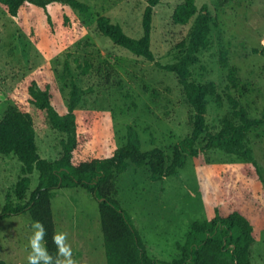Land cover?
Segmentation results:
<instances>
[{"label": "rangeland", "instance_id": "374dc122", "mask_svg": "<svg viewBox=\"0 0 264 264\" xmlns=\"http://www.w3.org/2000/svg\"><path fill=\"white\" fill-rule=\"evenodd\" d=\"M81 1L89 5L87 11L54 2L46 10L25 4L11 15L0 6V118L9 104L30 112L39 153L57 158L66 134L53 128L46 112L30 101L28 86L32 80L42 86L49 83L52 102L65 112L73 79L92 88L75 109L81 137L76 161L111 155L126 142L128 124L137 129L142 150L159 146L169 161L176 143L192 130L193 107L177 75L114 43L96 26L97 16L106 14L128 34L140 36L147 0ZM181 1L160 0L153 10L151 48L161 63L177 59L194 23L195 16L184 24L172 20ZM195 1L198 7L207 4L211 30L209 45L190 66V79L214 81L221 95V102L208 96L207 131L219 130L224 117L239 121L229 96L250 116L264 115V0ZM86 61L91 65L84 73ZM204 142L205 133L196 145ZM247 143L260 172L250 160L219 148L189 155L176 173L158 180L150 179L148 163L130 162L124 171L115 172L114 196L132 216L149 256L180 257L179 245L192 222L212 217L215 208L222 215L237 209L254 226L250 260L264 264V123L248 132ZM21 167L14 153H0V210L7 192L17 201L12 190ZM30 177L22 201L37 184L38 170ZM51 206L56 233L67 234L77 264H107L97 200L80 186L63 187L57 189ZM34 222L25 213L0 219V258L28 263Z\"/></svg>", "mask_w": 264, "mask_h": 264}, {"label": "trees", "instance_id": "16d2710c", "mask_svg": "<svg viewBox=\"0 0 264 264\" xmlns=\"http://www.w3.org/2000/svg\"><path fill=\"white\" fill-rule=\"evenodd\" d=\"M54 2L70 5L80 11L89 9V5L81 0H0V6L9 14L17 15L25 4H34L46 10L48 4ZM159 2L160 0H147L141 19L142 34L138 37L128 34L120 23L112 21L106 14L97 16L96 26L98 31L114 43L154 61L158 67L175 72L187 100L193 107L190 134L176 143L172 156L167 161L165 152L159 146L142 150L137 129L128 124L126 142L117 147L111 155L87 157L76 161L75 150L81 137L77 130L75 109L83 95L91 92L92 88L81 87L72 79L67 109L60 112L52 102L49 83L42 86L32 80L28 86L30 101L38 109L44 110L52 127L64 132L66 137L60 140L62 152L57 158L43 157L38 151L31 113L15 104L6 107L0 118V153H14L22 162V175L12 190L17 201H12L11 194L6 193L0 219L25 213L29 214L33 221L41 222L46 233L44 243L48 251L55 256L56 249L52 237L56 229L51 200L59 188L80 186L98 202L107 264H253L250 260V248L255 240L254 226L237 209L222 215L215 208L212 217L192 222L184 243L179 245L180 257L162 260L148 255L132 216L114 196L115 172L124 171L130 162L136 166L148 163L150 179L158 180L176 173L178 168L186 164L189 155L195 156L202 150L219 148L250 160L259 172L262 170L247 143V135L253 127L264 123V115L250 116L245 107L237 108L238 101L229 96L234 108L233 116L238 117L239 121L224 117L219 130L207 131L205 114L208 96H213L217 102H221V95L217 92L214 81L199 83L190 79V66L198 62V52L210 43L211 16L207 4L198 7L195 0H182L176 4L172 20L184 24L195 16L194 23L188 41L180 44L177 59L161 63L155 59L151 48L153 10ZM47 19L51 22L48 13ZM261 52L264 54V49ZM90 65L89 62H84L82 71L86 73ZM65 68L69 70L68 61L65 62ZM230 77H233V69L230 70ZM203 133L205 142L198 147L196 143ZM35 169L38 170L37 184L29 197L22 201L31 183L30 174ZM0 264L15 263L0 258Z\"/></svg>", "mask_w": 264, "mask_h": 264}, {"label": "clouds", "instance_id": "9594fccd", "mask_svg": "<svg viewBox=\"0 0 264 264\" xmlns=\"http://www.w3.org/2000/svg\"><path fill=\"white\" fill-rule=\"evenodd\" d=\"M32 227L34 231L29 238L28 264H77L72 255V248L67 243L66 233H54L52 243L55 246L56 255L53 256L43 242L46 235L43 224L36 221Z\"/></svg>", "mask_w": 264, "mask_h": 264}, {"label": "crops", "instance_id": "0c3cea01", "mask_svg": "<svg viewBox=\"0 0 264 264\" xmlns=\"http://www.w3.org/2000/svg\"><path fill=\"white\" fill-rule=\"evenodd\" d=\"M31 178V177H30ZM57 191V190H56Z\"/></svg>", "mask_w": 264, "mask_h": 264}]
</instances>
